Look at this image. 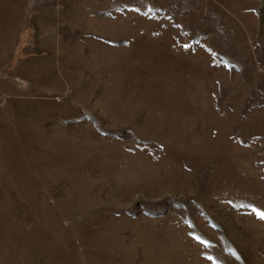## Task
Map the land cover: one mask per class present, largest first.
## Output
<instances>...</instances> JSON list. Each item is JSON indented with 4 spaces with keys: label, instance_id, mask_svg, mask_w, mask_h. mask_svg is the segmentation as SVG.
I'll list each match as a JSON object with an SVG mask.
<instances>
[{
    "label": "rangeland",
    "instance_id": "374dc122",
    "mask_svg": "<svg viewBox=\"0 0 264 264\" xmlns=\"http://www.w3.org/2000/svg\"><path fill=\"white\" fill-rule=\"evenodd\" d=\"M1 10L0 264H264V0Z\"/></svg>",
    "mask_w": 264,
    "mask_h": 264
},
{
    "label": "crops",
    "instance_id": "0c3cea01",
    "mask_svg": "<svg viewBox=\"0 0 264 264\" xmlns=\"http://www.w3.org/2000/svg\"><path fill=\"white\" fill-rule=\"evenodd\" d=\"M0 12V59L3 58L5 50L12 49L15 40L18 41L22 29L21 17L14 16L12 12L1 10ZM16 38V39H15ZM16 41V42H17ZM7 44L9 46L7 47Z\"/></svg>",
    "mask_w": 264,
    "mask_h": 264
},
{
    "label": "snow or ice",
    "instance_id": "6c2138e0",
    "mask_svg": "<svg viewBox=\"0 0 264 264\" xmlns=\"http://www.w3.org/2000/svg\"><path fill=\"white\" fill-rule=\"evenodd\" d=\"M253 211L256 212L257 216H258L260 219L264 220V211H258V210L255 209V208L253 209Z\"/></svg>",
    "mask_w": 264,
    "mask_h": 264
}]
</instances>
